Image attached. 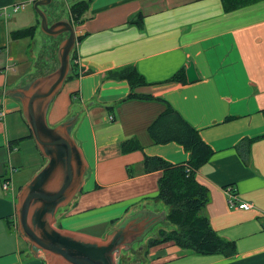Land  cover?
Wrapping results in <instances>:
<instances>
[{"label": "crops", "instance_id": "obj_1", "mask_svg": "<svg viewBox=\"0 0 264 264\" xmlns=\"http://www.w3.org/2000/svg\"><path fill=\"white\" fill-rule=\"evenodd\" d=\"M16 1L0 0V105L6 111L0 122V264H44L17 233L15 203L46 160L28 138L20 104L4 92L49 71L53 39L38 32V52L45 54L30 50L25 66L14 58L12 45L21 40L11 41L12 16L37 0ZM79 1L88 9L84 22L72 24L74 74L63 86L68 87L63 98L58 102L62 88L50 104L47 122L51 117L54 127L77 116L71 135L87 170L80 192L56 213L59 230L102 240L127 216L167 214V207L155 200L161 173H144L143 158L182 164L189 154L174 142L155 145L148 134L165 111L164 103L128 100L126 81L106 79L107 72L134 66L149 83L135 92L166 101L211 149L196 173L209 195L201 214L220 237L235 242L236 255H194L171 243L147 249L156 226L119 259L124 264H264V1L224 13L220 0H53L44 8L49 22L69 20L70 7ZM20 3L25 8L13 13ZM190 64L195 81L166 82L181 70L186 76ZM128 140H136L142 150L122 153L121 144ZM243 140H253L247 164L236 150ZM6 179L12 190L2 189ZM227 187L239 203L252 208H229Z\"/></svg>", "mask_w": 264, "mask_h": 264}, {"label": "water", "instance_id": "obj_2", "mask_svg": "<svg viewBox=\"0 0 264 264\" xmlns=\"http://www.w3.org/2000/svg\"><path fill=\"white\" fill-rule=\"evenodd\" d=\"M53 0H37L33 10L39 18L41 34L54 40L66 36L56 48V64L24 83L6 89L4 96L17 101L21 116L45 165L26 183L16 197L17 233L30 254L44 264H118L121 251L141 243L154 227L165 221V213L140 211L125 217L102 240L59 230L55 221L59 209L80 192L87 166L71 133L77 116L51 127L47 122L50 104L60 94L71 75V54L76 44L72 23H50L44 10ZM188 82L195 81L192 64L186 69Z\"/></svg>", "mask_w": 264, "mask_h": 264}, {"label": "trees", "instance_id": "obj_3", "mask_svg": "<svg viewBox=\"0 0 264 264\" xmlns=\"http://www.w3.org/2000/svg\"><path fill=\"white\" fill-rule=\"evenodd\" d=\"M264 0H220L224 13H230ZM88 3L79 1L69 10V20L73 25L84 22ZM39 24V22H38ZM38 24L24 30L10 33L12 40L32 39ZM80 38L77 40L79 41ZM53 51V50H52ZM55 59V55L52 58ZM51 59V61H52ZM72 62V58L70 64ZM72 73L76 64H71ZM67 78V80L71 77ZM106 79L126 81L129 85L128 100H157L166 105V109L149 126L148 134L155 145L177 143L189 154L187 162L170 164L157 157L145 156L142 161L144 173L160 172L158 194L155 200L167 207L165 221L157 233L147 243V249L171 243L181 250L200 256H222L226 259L236 255V244L220 237L210 226L207 218L201 212L209 201L208 189L196 178L199 168L212 155L211 149L202 141L197 130L190 126L166 101L152 96L137 94L139 87L148 86L144 77L134 66H126L106 73ZM166 82L181 85L187 83L185 71L172 75ZM264 117V110L261 111ZM31 138V135L28 136ZM253 140H243L236 146L238 155L247 164L249 146ZM142 147L136 140H128L121 144L122 153L141 151ZM165 223L169 228H165ZM114 225V222L110 224Z\"/></svg>", "mask_w": 264, "mask_h": 264}, {"label": "rangeland", "instance_id": "obj_4", "mask_svg": "<svg viewBox=\"0 0 264 264\" xmlns=\"http://www.w3.org/2000/svg\"><path fill=\"white\" fill-rule=\"evenodd\" d=\"M19 1H16V2H19ZM60 4L62 6H65L64 3L60 2ZM33 16H34L33 4L27 5L26 8L23 11H19L17 14L13 15L12 17L16 18V20H12L11 21V24L9 26V29L11 31L10 33L16 32L18 30H24V29H27L29 27L35 26L36 25L35 16H34V18H33ZM57 17L56 18L54 17V18L57 19ZM38 32H39V35H43V34H41V32L39 30V24H38V28L36 30V34H35V36L32 39L21 40L20 43H18L17 45H15V46L12 45V49H11L12 55L23 66H25L27 64V62H28V59L30 57V50L35 51L37 53V56H40V54L41 55L45 54V53L38 52L40 50V46H41V41L39 39L35 38L36 35H38ZM60 39L59 40L58 39L57 40L53 39V41H50V44H51L50 46H52L51 47V51L53 50V52L51 53L52 55H55L56 48H57V46H58V44L60 42ZM36 40H38V41H36ZM50 40H52V39H50ZM11 41H14V40L11 39ZM42 50H43V48H42ZM71 58H72V56H71ZM41 59H43V58H41ZM53 62H54V65L57 63L56 60H53ZM54 65L51 64L48 67L49 71L51 69H53ZM67 88H68L67 86L63 88V91L58 96V98H59L58 102L63 98L64 93L66 92ZM53 121L54 120H52L51 117H50V119L48 120V125L53 127L52 126L53 123H54ZM15 187H16V189H18L17 187H19V186L15 185ZM158 226L154 230L157 231L158 230ZM141 243H138V244H135V245H139ZM135 245H133V246H135ZM23 246H26V244L24 243ZM123 252L124 251H121L120 253H122V254L117 256V258H116L118 264L126 263L124 261V259H119V258H122Z\"/></svg>", "mask_w": 264, "mask_h": 264}, {"label": "built area", "instance_id": "obj_5", "mask_svg": "<svg viewBox=\"0 0 264 264\" xmlns=\"http://www.w3.org/2000/svg\"><path fill=\"white\" fill-rule=\"evenodd\" d=\"M24 8H25V4L24 3H20L18 5H15L13 7V13H16L18 10L24 9ZM72 60H73V58H72ZM73 61H75V63H76V59H74ZM9 70L10 69H9V65H8L5 68V72L8 73ZM5 117H6V111L4 110L3 106L0 105V122L4 121ZM109 119H110V121H112L113 117L109 116ZM2 189L4 191L12 190L10 180L6 179V180L3 181ZM225 192H226L227 197H228V206H229V208L242 209L244 211H248V210H250L252 208V204H250V203H239L237 197L233 193H231V188L230 187L225 188Z\"/></svg>", "mask_w": 264, "mask_h": 264}]
</instances>
